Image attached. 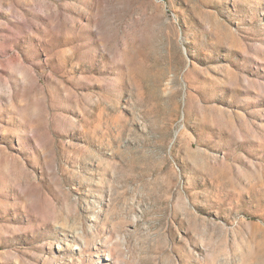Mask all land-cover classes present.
I'll return each mask as SVG.
<instances>
[{"label": "rangeland", "instance_id": "1", "mask_svg": "<svg viewBox=\"0 0 264 264\" xmlns=\"http://www.w3.org/2000/svg\"><path fill=\"white\" fill-rule=\"evenodd\" d=\"M0 264H264V0H0Z\"/></svg>", "mask_w": 264, "mask_h": 264}]
</instances>
